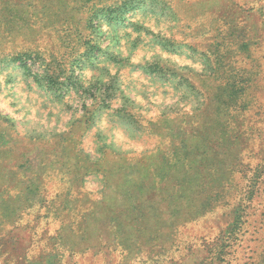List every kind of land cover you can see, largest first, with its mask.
Here are the masks:
<instances>
[{
  "label": "rangeland",
  "instance_id": "374dc122",
  "mask_svg": "<svg viewBox=\"0 0 264 264\" xmlns=\"http://www.w3.org/2000/svg\"><path fill=\"white\" fill-rule=\"evenodd\" d=\"M0 264H264V0H0Z\"/></svg>",
  "mask_w": 264,
  "mask_h": 264
}]
</instances>
